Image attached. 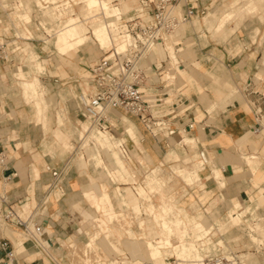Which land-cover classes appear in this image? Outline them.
Listing matches in <instances>:
<instances>
[{
    "label": "crops",
    "instance_id": "1",
    "mask_svg": "<svg viewBox=\"0 0 264 264\" xmlns=\"http://www.w3.org/2000/svg\"><path fill=\"white\" fill-rule=\"evenodd\" d=\"M153 1L143 6L138 0L139 7L128 15L141 8L148 12ZM263 1L244 0L242 5L254 12ZM217 4L221 1H180L176 14L185 16L190 8L192 14L164 36L145 62L140 90L153 104L151 117L146 121L113 109L107 128L98 130L94 141L89 142L92 133L86 145L82 139L80 149L91 157L83 165L77 159L84 152L75 148L88 125L81 111L82 102L88 105L94 94L87 77L95 62L88 55L77 60L70 56L87 43L89 28L80 17L58 31L54 49L65 60L58 63L51 46L45 48L46 41L36 37L38 31L31 27L28 34L23 28L32 22L30 1L2 0L0 40L6 43L7 58L0 60V264H63L57 257L63 260L64 250L56 246L77 245L72 238L81 237L80 225L95 248L88 251L81 243L84 264L92 252L95 264L109 259L115 260L110 264H162L152 259L167 264L170 253L179 259L174 247L181 244L189 249L187 260L205 258L204 252L211 251L208 221L217 217L214 208L205 209L208 215L201 212L204 200L211 206L221 201L232 224H240L246 214L255 223L264 218V69L255 40L259 26L225 29L233 11L214 9ZM110 9L102 10L107 20L91 31L100 42L109 25L117 24L112 18L118 14ZM22 41L27 44L18 45ZM18 49L25 53L24 61ZM178 145L195 151L185 161L196 156L200 161L177 166L183 164ZM169 164H175L172 173L187 185L199 186L198 194L171 187L173 175L163 174L161 167ZM135 165L152 167H146L149 171L141 178ZM102 175L115 185L110 191ZM153 175L163 182L151 184L148 177ZM82 199L89 202L86 209L81 208ZM10 211L14 214L6 217ZM15 215L35 236L16 223ZM163 221L172 231L163 232ZM217 225L223 227L224 222ZM117 242L119 253L114 249Z\"/></svg>",
    "mask_w": 264,
    "mask_h": 264
},
{
    "label": "rangeland",
    "instance_id": "2",
    "mask_svg": "<svg viewBox=\"0 0 264 264\" xmlns=\"http://www.w3.org/2000/svg\"><path fill=\"white\" fill-rule=\"evenodd\" d=\"M29 1H30V6H31L30 16L32 18H37L38 20L36 22H34L31 18L32 22L24 23L23 28L28 34H29V32L27 30H29L31 27L33 29L37 30L38 33L36 34L37 35L36 37L44 40L43 41L44 43L46 41L45 48L48 46H51L50 50H54V53L52 54V56H54L56 62H58V63L65 62L64 59H62L58 56L57 52L54 49V46H55L54 41H56V39L58 37V36H56L58 31L66 28L68 25H72L73 23L74 24L77 23L78 20H80L78 18L81 17L82 21H84L83 23L89 28V32L87 33L88 38L86 40L87 43L85 45L79 47L78 50L76 51V53H73V55L70 57L73 59L75 58V60H77V59H79V57L80 58H81V56L83 57V55H88L90 57V59H92V62H96L99 60V58L101 56L104 55V52H106V50L110 47L119 46L120 50L124 49V46H125L124 42L129 41L128 40L129 38H127V40L125 41V37H124L126 34H128V33H125L127 31L128 27L125 26L126 24L121 23L120 19L128 17V13L130 11L137 10L136 8L139 7L138 0H115L114 2H112V0H97L100 3L99 5L101 6V10H97L93 14L91 12H90V14H87L88 12L86 13V11H87L86 6H84L86 0L85 1L84 0H68V2H66L67 0H65V1L64 0L63 1L58 0L57 1L58 3L55 5L41 4L38 6L36 5L37 3L35 4V2L37 0H29ZM220 1H221V4H217L214 7V9H217V8H220V10L221 9H223V10H229L230 9V11H233L232 12L233 16L230 17L229 19H227V22L225 24V29H226V27L231 28L230 26H232V28L233 27L234 28L230 29V30L243 31V30H248V29L252 30L253 28H256V26H259V31H258L257 35L255 36V40H257L256 42L260 45V48H261V51L258 53V59L261 61L260 68L262 67V69H264V63L262 62V59L264 57V1L258 4L259 6H261V8L259 7L254 12H251V11L246 12L244 10L245 7H244V5H242L244 0H239L238 3H237V0H220ZM82 2H83V4H82ZM231 2H232V4H231ZM129 3L131 4V6L129 5ZM70 5H72V6H70ZM64 7H66V8L64 9ZM109 7L111 8L109 10V12L111 14H113V15L118 14V15H116L117 17L112 18L113 21L117 24L109 25V29H110L111 33H109V31L106 30L104 33L105 34L104 40H103V42H100L91 33V31L93 30V28L95 26H97V25L103 23L105 20H107L108 14L103 15V14H101V12L103 9L109 8ZM122 7H124V8H122ZM123 9L124 10L130 9V10L124 11ZM0 10L2 11V0H0ZM238 11H240V14H238L239 13ZM16 12L20 13V8L19 9L16 8ZM234 12H236V14ZM67 14H73V16H68ZM13 16H16V15L13 13ZM70 20H71V24H69ZM117 20H119V21H117ZM38 21H39L40 26L37 24ZM120 25L122 28H117ZM0 26H2V16L0 17ZM19 27H21V24L19 25ZM124 27H126V29H123ZM113 28H116V29L113 30ZM221 28L223 29L224 27H221ZM21 29H22V27H21ZM69 32L72 33V29H70ZM43 42L40 45H44ZM17 43H18V45L23 46L25 42L22 41V42H17ZM25 44H27V43H25ZM63 46L65 47V49L70 48L68 46V44L63 45ZM71 48H73V47H71ZM101 48H104V49H101ZM17 51L19 54L18 57L22 56L21 59L24 61L23 54L25 55V53L23 51L19 52V49ZM17 51H16V53H17ZM64 57H67V56H64ZM0 60H2V59H0ZM39 60H40V58H39ZM262 84L264 85V82ZM86 122L88 124L87 126H89L88 121H86ZM263 122H264V120H263ZM87 126L85 128L86 133H82L83 138L81 136L80 137L81 140L79 139L78 143L76 144L75 150L78 152L79 151L84 152V149H80L82 139L84 140V142L82 144L86 145L88 143V139H89L88 135L92 133V137L89 140V142H90L92 140L94 141V139H95L94 134L98 133V130L90 129V128L88 129ZM120 136L122 137V139H124L123 134ZM134 140H136V138ZM178 147H181L180 149L178 148V150H182L181 156L183 158L182 159L183 164H181V165L177 164V166L192 167L195 163H197L196 161H200L198 159V156H196L195 158H192L190 160L185 161V158L190 157L193 154V152H195V151H194V149L188 147L187 145L184 146V148H182V146H180V145H178ZM110 148H111V146L108 144V150ZM174 150H176V152L178 151L177 149H175V147H174ZM84 155L85 156L79 155V158L77 159V160L80 159V161L83 165H84L85 161H87L89 158H91L89 155L88 156L86 155V151L84 152ZM134 156L138 158V155L136 153L134 154ZM179 156H180V154H179ZM137 160L141 162L140 159H137ZM92 164H93L92 161H89L90 167H92ZM171 165H175V164H169L167 166H161L163 168V174L168 175L170 173L173 175L172 180L169 181V184H171V187H174V189L175 190L177 189L178 191H183V189H184V190H187L189 193L194 192L193 194H198L197 190L200 189L199 186L198 185H194V186L187 185L180 177H177L174 173H172V171H171L172 166ZM134 167L137 170V175L138 176L141 175V178H142V176L145 175L146 170L149 171L147 168L152 167V165L146 166L147 168L146 167L144 168V165H140V166L135 165ZM82 173H84V172H82ZM102 178L105 179L103 182L110 184L109 189H108L110 191L111 188L114 187L115 185L112 184L111 182H108L107 177H105V175H102ZM136 179H138L137 176H136ZM148 180L150 181L151 184H154L156 181L157 182L158 181L163 182L157 176H154V175L149 176ZM188 180H189V182H191V180L189 178H188ZM88 184H89V182H88ZM121 186H123V185H121ZM195 198H197V197L195 196ZM205 202H206V200H204L200 205L201 206V212H203L204 215H208V211L206 212L205 209L206 208H214L218 222L214 221L213 219H210L208 221L212 226V228L210 230L211 232L208 235V237L211 240V245H210L211 251L209 253H207L206 251L204 252V254H208L205 256L204 264H216V262H217L216 258L221 259V264H233V262L235 264H264V231H263L264 230V226H263L264 225V218L258 219L257 222L255 223L256 219L251 217V215L246 214L245 217L243 218V221L240 224H238V225L232 224L229 221L228 216H227V207L226 206L224 207L223 206L224 204L221 201L219 203L217 202V204H213L214 206L213 205L212 206L207 205ZM80 205H81V208L86 209L89 206V202L85 201V199H82ZM75 214H76V218L78 219L77 223L80 225L81 223H79V222L82 220L81 219L82 218L81 213L78 210V211H76ZM142 217H145L144 213L142 214ZM77 219H76V221H77ZM98 219L101 220L104 218L99 217ZM105 219H106V217H105ZM219 222H221V223L224 222L223 227H219L217 225ZM254 223H255V227H254L255 231L252 230V226ZM261 224H263V225H261ZM262 226H263V228H262ZM81 227H82V231L80 233V234H82L81 237H80V235H78V237H76V236H73V238L71 237L72 241H74L77 245H75V246L71 245V249L68 246H66V244L61 245V243H60L56 246V248L59 247V248H61V250H64L63 260H61L59 257H57V259L60 260L63 264H66V263L68 264L69 261L70 262L73 261V262H75V264H84L83 260L86 259V257H85V254L83 252V245H84L85 249L86 248L88 249V251H95V248L92 244V241L90 239H87V234L85 233L86 227H83L80 225V228ZM163 232H165L164 229H163ZM105 233L107 236V234L109 233V230H105ZM167 233H169V232H167ZM250 234L255 235L256 237L260 238V240H257V242L253 241L252 238H255V237L252 236V238H251ZM106 238H108V236L103 238L104 241L108 240ZM112 239H114V238H112ZM173 240H175V239H173ZM219 240L223 241V243H224L223 246H219L217 244V242ZM65 242H67V241H65ZM82 242H83V245H81ZM182 245H184V244H181L177 247H174V251H175V253L179 259L177 260L176 256L174 254L170 253L167 255V258H166L167 264H178V263L179 264L180 263L190 264L191 261L195 262L199 257L204 259L203 256H197L193 259L187 260V258L190 256V253L187 252L186 254H183L181 251H179L181 249ZM94 254H95L94 252L89 254L91 260L88 264H95L94 263L95 255ZM179 256H181V257L183 256V257L181 258ZM230 256H232V258L235 259L233 262H232V259H230ZM53 257L55 258V256H53ZM112 261H115V260L114 259L113 260L109 259L108 261L103 260V263L110 264V262H112ZM152 261L154 263L164 264L161 261V259H152ZM121 264H123V262ZM191 264H193V263L191 262Z\"/></svg>",
    "mask_w": 264,
    "mask_h": 264
},
{
    "label": "built area",
    "instance_id": "3",
    "mask_svg": "<svg viewBox=\"0 0 264 264\" xmlns=\"http://www.w3.org/2000/svg\"><path fill=\"white\" fill-rule=\"evenodd\" d=\"M147 1L141 0L143 6H146ZM180 1L154 0L148 12L143 13L141 8L140 11L120 19L128 27L134 41L125 51L110 47L90 68L87 80L94 87V94L89 106L85 101L82 102L81 111L90 127L96 126L105 130L110 119L106 111L114 108H122L146 121L151 117L153 104L144 99L140 90L145 70L148 69L145 62L163 41L164 36L192 14L191 8L185 16L176 14ZM37 24L40 26L39 21ZM5 58L6 43L0 40V59ZM260 126L258 124L253 130L258 131ZM12 214L14 213L10 211L6 217ZM16 217V223L26 229V222L19 216ZM6 245V241L2 242L3 247Z\"/></svg>",
    "mask_w": 264,
    "mask_h": 264
},
{
    "label": "bare ground",
    "instance_id": "4",
    "mask_svg": "<svg viewBox=\"0 0 264 264\" xmlns=\"http://www.w3.org/2000/svg\"><path fill=\"white\" fill-rule=\"evenodd\" d=\"M100 3H99V1H97V0H86V2H85V5L84 6H86V13L87 14H90V12L93 14V13H95L97 10H101V6L99 5ZM66 7H64V9H65ZM100 8V9H99ZM85 9V8H84ZM65 11V10H64ZM62 14V13H61ZM97 15V14H96ZM124 25V24H123ZM126 26V25H125ZM116 27V26H115ZM117 28H122L121 27V25L119 26V27H117ZM114 29H116V28H113V30ZM123 29H126V27H124ZM123 31V30H122ZM109 33H111V31L109 30ZM115 33V32H114ZM113 33V34H114ZM118 33V32H117ZM125 33H128V34H126L124 37H125V41L127 40V38H129L128 40L129 41H127V42H124V49L123 50H120V48H119V46H117L116 48L118 49V51H125L126 49H127V47L128 46H130L132 43H133V41H134V39H133V35L130 33V32H128V28H127V31L125 32ZM112 35V34H111ZM117 35V34H116ZM111 37V36H110ZM112 41V40H111ZM114 41V40H113ZM93 97V96H92ZM91 97V98H92ZM91 104V99H90V101H89V104H88V106ZM92 108V107H91ZM115 109V108H114ZM113 109H108L107 111H106V114H110V112L112 111ZM110 117V116H109ZM88 127V129L90 128V129H96V130H100L98 127H96V126H92V127H90V126H87ZM178 218V217H177ZM163 219V218H162ZM261 225H263V224H261ZM260 225V226H261ZM259 226V227H260ZM264 226V225H263ZM263 226H262V228H263ZM162 228L165 230V231H167V232H170V228H169V226H168V224H167V222H165V221H163L162 222ZM261 228V229H262ZM29 230V233L31 234V236H35V232H34V230L33 229H31V228H28V226H27V228L25 229V230ZM27 230V231H28ZM263 230V229H262ZM172 231V230H171ZM264 231V230H263ZM88 242V241H87ZM86 244V243H85ZM88 245V244H87ZM89 246V245H88ZM87 246V247H88ZM121 245H120V243L119 242H117L115 245H114V249L119 253L120 251H121ZM89 248V247H88ZM87 249V248H86ZM88 250V249H87ZM176 250V249H175ZM179 251H181L183 254H186L187 252H189V249H188V247L187 246H185V245H182L181 246V249L179 250ZM122 252H123V250H122ZM179 257H181V256H179ZM183 257V256H182ZM181 257V258H182ZM204 260H205V258L204 259H202V258H198L195 262H193V261H191L193 264H204ZM216 264H221V259H219V258H216ZM180 262V261H179ZM190 262V261H189ZM191 262H190V264H191ZM179 264V263H178ZM180 264H183V263H180ZM184 264H188V263H184Z\"/></svg>",
    "mask_w": 264,
    "mask_h": 264
}]
</instances>
